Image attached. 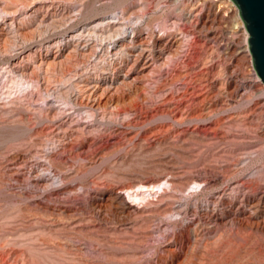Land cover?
I'll use <instances>...</instances> for the list:
<instances>
[{"label":"rangeland","instance_id":"1","mask_svg":"<svg viewBox=\"0 0 264 264\" xmlns=\"http://www.w3.org/2000/svg\"><path fill=\"white\" fill-rule=\"evenodd\" d=\"M0 264H264L230 0H0Z\"/></svg>","mask_w":264,"mask_h":264},{"label":"water","instance_id":"2","mask_svg":"<svg viewBox=\"0 0 264 264\" xmlns=\"http://www.w3.org/2000/svg\"><path fill=\"white\" fill-rule=\"evenodd\" d=\"M238 9L248 35L254 70L264 84V0H230Z\"/></svg>","mask_w":264,"mask_h":264},{"label":"bare ground","instance_id":"3","mask_svg":"<svg viewBox=\"0 0 264 264\" xmlns=\"http://www.w3.org/2000/svg\"><path fill=\"white\" fill-rule=\"evenodd\" d=\"M188 18H191V15L190 16H188ZM189 20V19H188ZM191 22L193 21V19L192 20H190ZM6 41V40H5ZM179 44V43H178ZM177 44V45H178ZM103 98V97H102ZM80 103V102H79ZM104 103V102H103ZM87 105H90V107L92 108V109H98V108H100L101 107V105H102V102H101V100L99 99V100H91V102L89 103V104H87ZM59 125V124H58ZM103 138V137H102Z\"/></svg>","mask_w":264,"mask_h":264}]
</instances>
